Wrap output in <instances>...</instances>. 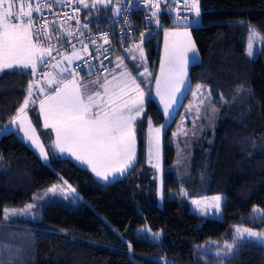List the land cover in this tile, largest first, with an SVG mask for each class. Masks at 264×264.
I'll return each instance as SVG.
<instances>
[{"label": "trees", "instance_id": "1", "mask_svg": "<svg viewBox=\"0 0 264 264\" xmlns=\"http://www.w3.org/2000/svg\"><path fill=\"white\" fill-rule=\"evenodd\" d=\"M199 6V24L190 28L198 59L188 66L184 98L198 85L203 103L190 108V129L174 142L168 131L178 113L163 131L162 205L144 198L153 194L151 170H144L146 121L162 120L150 99L136 125L138 166L108 183L67 158L42 162L7 132L0 135V264H264V243L234 237V227L264 230V0ZM106 12L93 18L99 27L109 25ZM146 16L135 9L132 19L138 33L147 28L143 48L152 64L158 31L150 32ZM252 29L260 42L249 58ZM32 78L29 70L0 73V128L15 116ZM60 181L78 198L42 195ZM215 193L223 194L220 218L189 210V198ZM28 204L29 212L5 217L6 208ZM144 225L159 237L142 233Z\"/></svg>", "mask_w": 264, "mask_h": 264}, {"label": "snow or ice", "instance_id": "2", "mask_svg": "<svg viewBox=\"0 0 264 264\" xmlns=\"http://www.w3.org/2000/svg\"><path fill=\"white\" fill-rule=\"evenodd\" d=\"M84 7H89L87 0H78ZM165 3L164 11L171 14L172 8L169 6L171 0H163ZM96 3H104V0H92V7ZM111 3V0H108ZM146 6L152 9L151 17L155 19L157 26H160L159 14L161 12V0H143ZM184 7L187 11L194 12L198 18L201 15L199 0H183ZM47 7V3L44 5ZM107 7V4L104 5ZM14 0H0V73L23 72L30 70L31 74H37L38 65L45 67L49 66V61L46 57L52 55V50L55 46L48 44L47 46L39 45L37 42L41 36L48 40L51 37L43 29L47 28V23L41 28L33 32V12L40 13L42 8L39 3L33 8L32 3L27 5V11L21 5L18 12H14ZM78 11V9H77ZM121 11L116 9L117 14ZM66 15V14H65ZM181 16L177 13L173 23H178ZM185 25L188 23V18L184 17ZM192 23L198 24L199 20ZM87 27V25H85ZM71 35V33H69ZM143 33H141V44H143ZM258 34L254 29L251 30L247 55H253L252 40ZM168 37H174L171 43ZM105 43H108V36L104 34L102 37ZM165 57L161 61L160 75L155 77L156 96L160 98V102L164 104V114L171 118L172 113L169 109L176 102V94L180 92L181 87L185 84L187 76V64L189 60L195 62L197 60L196 48L191 40V35L188 31H165ZM264 39V38H262ZM37 41V42H34ZM96 43L95 40L92 41ZM141 44L134 47L139 51L141 63H144V50ZM74 47V46H73ZM86 50V46H85ZM58 54L59 50L56 49ZM99 51V48L97 49ZM107 51V50H105ZM192 52L193 56L188 57V53ZM73 56L76 59H81L76 55L75 50ZM55 59V57H52ZM71 62L72 57H65ZM132 59H136L133 55ZM117 67L123 60L117 57ZM59 63V62H58ZM55 67V65H52ZM103 66V61H101ZM136 65L135 67H139ZM91 67V66H90ZM68 72L72 79L52 77L47 82L49 86L56 84L52 92L45 96L39 102V111L44 119V128H51L55 132L54 148L61 154H69L76 161L87 165L95 173L97 177L107 181L110 176L115 178L116 175H124L129 169L134 170L138 166L136 157V125L144 113V104L146 99H152L150 90L146 93L141 87V83H137V77L132 76L128 71L120 73V78L113 75L112 80L105 78L103 81L97 78L93 84H97L103 89V93L99 90L87 94V91L82 93L81 85L75 78L73 72L69 68L64 67L60 70ZM48 74L45 73V76ZM152 76L145 67L144 72L138 73V76ZM33 84H29L28 97L24 100L23 105L17 110L16 115L12 118L11 123L17 124L19 130L24 133V138L30 141V147L35 146L39 149L40 155L47 160L48 153L44 149V145L39 142V136L36 134V129L32 126V122L28 117L27 109L31 104H35L33 97ZM85 90L87 85L83 86ZM199 91V86L198 89ZM43 93L44 89H40ZM135 93L129 95V93ZM102 97L106 99L102 100ZM126 97V98H125ZM203 103V101H201ZM197 111H199L197 109ZM216 111V110H213ZM150 134L148 138L149 164L162 171L161 158V128L152 129L151 120H149ZM5 129L4 131H9ZM155 133L153 135L152 133ZM187 135V133H184ZM153 157L156 162L153 163ZM53 186L48 191H56ZM72 191H75L74 189ZM160 195L163 198V180L161 179ZM184 195H187L184 193ZM213 204L211 205L220 211L221 196L212 197ZM199 206V201H193ZM33 208L32 204H28L21 213L15 210H4V215L10 219L14 215L24 214ZM258 211V209H254ZM149 229L141 230L146 234ZM237 236L240 237L244 233L250 238H256L258 242L264 243V232H255L250 228H236ZM159 233L153 235L152 239H157ZM131 247V245H129ZM230 249L232 245H226Z\"/></svg>", "mask_w": 264, "mask_h": 264}, {"label": "rangeland", "instance_id": "3", "mask_svg": "<svg viewBox=\"0 0 264 264\" xmlns=\"http://www.w3.org/2000/svg\"><path fill=\"white\" fill-rule=\"evenodd\" d=\"M126 1L127 0H111V3L109 4L108 0H104V3H96V6L92 7L91 6L92 0H87L89 7H84L83 4L78 2V0H75L76 4L83 10V13L85 15H90V16L95 17V18L97 16H99V14L101 13L102 10L109 11L107 13V18H109L110 14L113 13L114 9L117 6L124 4ZM29 3H32L33 8H34V0H14L15 7H14L13 11L18 12L21 5H23L24 10L27 11L28 10L27 5ZM189 3H190V0H189ZM105 4H107V7L104 6ZM169 6L172 8L171 14L166 13L164 11L165 3L163 2V0H161V4H160L161 12L159 14L160 26H157V24L155 23V19H149L151 17L152 11L154 9L145 8L146 14L148 15L147 17H149L148 20H146L147 24L152 25L154 27V29H152L150 32L158 31L157 35H156L157 38L155 41L156 51H155L154 60L152 61V64H149V60L146 58L145 52H144V58H145L144 63H141V60L139 58V51L134 47L135 45L141 44L142 38L140 37L138 41H136L134 43H130L127 46L123 47L121 49V51H122L121 53H115V54L113 53L112 58L110 59L111 65L108 66V68H106L105 71L97 72V73H94L92 76L87 75L85 77L82 75H79V73H74L75 78L78 80V82H82V84H81L82 93L87 91V94H91L92 89L94 90L95 88L96 89L94 91L99 90L101 93H103V89L99 88V86L97 84H93L92 82L96 81L98 77L101 81H103L105 78H107L108 80H112L113 75L120 78V73L123 71H126V70H124V68L127 69L130 73H132L134 75V77H137L138 83H141V81H144L143 83H141V87L145 89L146 93L150 90L151 97H152V99H150V100H152L154 102L162 120L160 123H157V124L153 123V121L150 118H147V121H146L145 132H144V161H145L144 170L145 169L151 170V176L152 177L151 176H149V177H150V180L152 181L151 186H152V193L153 194H152V196L150 195V197L148 199L146 197H144V198H145V200L154 202L157 206H161L162 201H163V198H161V195H160V186H161L162 171H163V167H162L163 131L171 123V121L173 120L174 116L177 113L178 114H177L176 119L174 120L173 129L168 131V141L174 142V137L177 134L182 133L185 129L189 130L190 126H186L185 121L186 120L190 121V108L196 107L201 102V99H202L201 96L204 93V91H201L200 88H199V91L197 90L198 85H193L188 92L187 98H184V96L186 95V93L189 89V80H188V75H187L185 78V84L181 87L180 92H178L176 94V96H177L176 102L169 109V111L172 113L171 118L164 114V104L161 103L160 98L158 96H156V84H155L154 78L158 77L160 75L161 61L164 60V57H165V39H166L165 38V31H169V32H171V31H179V32L188 31L190 33V28L193 26H197L199 24V23L198 24L192 23L193 21H195L197 19L199 20V17L197 18L195 16L194 12H190V11H187L185 9L183 0H171V3L169 4ZM177 13H179V15L181 16V20L178 23H173ZM161 15H165L164 16L166 19L165 23L163 21L164 18H162ZM184 17L188 18L187 25H185ZM250 36H251V32L248 34L246 47H245V54L247 57L252 58L254 56L258 46H259L260 38L257 35L252 40L253 55L249 56V55H247V50H248V44H249V37ZM146 38H147V36L143 35V41ZM174 39H176V38L168 37V40L170 43ZM191 40H192V38H191ZM34 42H37V41H34ZM37 43L39 44V42H37ZM141 47H143V44H141ZM143 50H144V48H143ZM133 55L136 56L135 60L132 59ZM187 55H188V57H192L193 53L189 52ZM195 55L197 56V52L195 53ZM65 57H72L71 62H69L68 59H65ZM117 57H120L123 60V63L119 67H117V64H118ZM46 59L48 60V57H46ZM197 59H198V56H197ZM73 60H74L73 53L69 52L64 56L61 55L57 60H53V59L48 60L49 66H47V67H45L43 65H38V68H37L38 74L33 76L32 80L28 83L25 98L23 99L22 103L19 106V108H20L23 105L24 100L28 97L29 84L30 83L33 84L34 87H33L32 99H34L36 102H35V104H31L30 107L27 109L28 117L31 120V122H32L31 117L34 116L36 121H37V125L39 124V119H38V115H37V112H39V102H40V100L44 99L46 95L50 94L52 92V89L57 86L56 84L49 86L47 81L49 79H51L52 77H56L57 80H59L60 78L72 79V76H70L68 72L62 73L60 70L64 67L70 68V65H71ZM192 63H194V62L189 60V62L187 64V70H188V66ZM52 65H55V67H53ZM136 65H140V66L135 67ZM145 67L147 68L148 72L152 74V76H147V75L146 76H138V73L144 72ZM45 73H47L48 75L45 76ZM36 76H37V78H35ZM84 85L88 86L87 90H85V88L83 87ZM41 88L44 89L43 93L40 92ZM129 95H130V93H129ZM103 99H106V97H102V100ZM204 101H206V100H204ZM11 120L12 119L7 121L0 128V135L5 134L7 132H13V131L16 132L18 130L24 136V133L19 130L18 123L12 124ZM149 120H151L152 129L161 128V133H160V140H161L160 164H161L162 171H158L156 168H153L148 162V160H149L148 138H149V134H150ZM5 129H10V130L4 131ZM39 129H40V127H39ZM36 132H37L36 134L39 136V142L44 145V149L48 153V157L51 156L52 154H55L56 151L53 150V149H55L54 148V141H51L50 135L46 132H42L41 134H39L38 131H36ZM152 134L155 135L154 132ZM25 140L29 144L31 143L26 138H25ZM31 147L39 155L40 160L42 162H47L48 159L45 160L40 155V151L38 148H36L34 145ZM155 162H156V159H155V157H153V163H155ZM144 170H143V172H144ZM116 179H118V178L117 177L113 178L112 176H110V179L107 182H112ZM53 186H55L57 190L56 191H48ZM72 190H73V188L71 186H69L64 181H60V182L54 183L52 186H50L46 190L45 189L42 190V195L43 196H45V195L51 196L50 194H52V196L57 195V196L64 197V198L70 197L71 200L73 201L75 198H78L79 195L75 191H72ZM172 195H173V193L168 194V196H172ZM217 195L221 196V202H222V199H223L222 193H215V194L204 195V196H200V197L189 198L188 199L189 210L191 212L199 215V216H202V217L220 218V211L217 212L216 209L211 206L214 203L212 200V197L217 196ZM50 200H51L50 197H48V199H45L42 202L46 203V202H49ZM194 200L200 202L199 206L197 204L193 203ZM221 202H220V206H221ZM32 205H34V204H32ZM6 209L11 210V209H23V208H6ZM236 228L237 227H234L235 239L245 238V239L257 240L256 238L248 237L246 233H244L242 236L238 237L237 233H236ZM239 228H249V227H239ZM143 229H148V228L146 225H144V226H142V228H140V231ZM250 229L252 231H255L258 233L264 232V230H259V229H255V228H250ZM147 233L151 238L154 235L150 232H147ZM226 245H228V244H222L219 247H220V249H226L227 250V248L225 247ZM219 252H221V250Z\"/></svg>", "mask_w": 264, "mask_h": 264}, {"label": "built area", "instance_id": "4", "mask_svg": "<svg viewBox=\"0 0 264 264\" xmlns=\"http://www.w3.org/2000/svg\"><path fill=\"white\" fill-rule=\"evenodd\" d=\"M37 3L41 5L42 10L40 13L33 12V32L47 23V28L43 30L51 37V40H48L41 36L39 45L47 46L50 43L55 46L48 60H52V57H55L53 60H57L61 55L73 53L75 50L76 55L81 59H76L74 56L69 68L73 74L103 72L115 51L138 41L141 33L147 31V28H144L140 33L137 32L136 23L132 19L134 10L151 8L146 6L143 0H127L110 14L109 25L99 27L93 17L83 14L75 0H34V7ZM45 3L47 7L44 6ZM117 8L121 9L119 14L116 12ZM148 18L145 17L146 20ZM104 34L108 36V43L102 38ZM93 40L96 41L95 44L92 43ZM56 49L61 54H58ZM82 49L83 51H80Z\"/></svg>", "mask_w": 264, "mask_h": 264}, {"label": "crops", "instance_id": "5", "mask_svg": "<svg viewBox=\"0 0 264 264\" xmlns=\"http://www.w3.org/2000/svg\"><path fill=\"white\" fill-rule=\"evenodd\" d=\"M83 11V10H82ZM102 11H107V10H102ZM109 11H107L106 13H108ZM92 17V16H91ZM93 18H95V17H93ZM125 46H127V45H125ZM125 46H122L119 50H117V51H115L114 52V54L115 53H121L122 51H121V49L123 48V47H125ZM80 51H83V49L82 50H80ZM111 65V61H110V63L108 64V66H110ZM108 66L106 67V68H108ZM106 68H105V70H106ZM104 70V71H105ZM124 70H126V71H128L127 69H125L124 68ZM129 72V71H128ZM94 73H97V72H90V74H84V75H82V76H87V75H93ZM132 74V73H131ZM132 76H134L133 74H132ZM80 83V85L82 84V82H79ZM138 83V82H137ZM96 89V88H95ZM94 89V90H95ZM94 90L92 89V92H94ZM92 92H91V94H92ZM135 93H131L130 92V96L131 95H134ZM37 115H38V119H39V124L37 125V121H36V119L32 122V126L36 129V131H38V133L39 134H41L42 132H46V133H48L49 135H50V138H51V141H54L55 142V139H56V136H55V132L54 131H52V129L51 128H44V119H43V116L40 114V111L39 112H37ZM35 118V117H34ZM39 127H40V129H39ZM38 128V129H37ZM13 133L14 134H16V136L18 137V138H20V140H22L38 157H39V155L33 150V148L32 147H30L29 145V143L25 140V138L24 139H22L24 136L17 130L16 132H14L13 131ZM37 133V132H36ZM135 149H136V144H135ZM54 151H56V153L55 154H52L51 156H49L48 157V159L49 158H51V157H60V158H67V159H69V160H71L75 165H77V166H79L80 168H83V169H85V170H87L90 174H91V176L96 180V181H98V182H101V183H108L107 181H109V179H110V177H109V179L107 180V181H105V180H102L100 177H97L96 175H95V173L91 170V168L90 167H88L87 165H84V164H81L80 162H78V161H76L75 160V158L74 157H71L69 154H67V153H65V154H61V153H59V151L57 150V149H53ZM52 151V150H51ZM40 158V157H39ZM121 176H123V175H116L115 176V178L117 177V178H120Z\"/></svg>", "mask_w": 264, "mask_h": 264}]
</instances>
